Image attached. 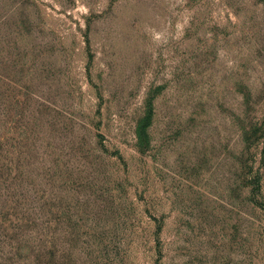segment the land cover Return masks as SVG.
Listing matches in <instances>:
<instances>
[{
	"label": "rangeland",
	"instance_id": "1",
	"mask_svg": "<svg viewBox=\"0 0 264 264\" xmlns=\"http://www.w3.org/2000/svg\"><path fill=\"white\" fill-rule=\"evenodd\" d=\"M0 264H264V0H0Z\"/></svg>",
	"mask_w": 264,
	"mask_h": 264
}]
</instances>
